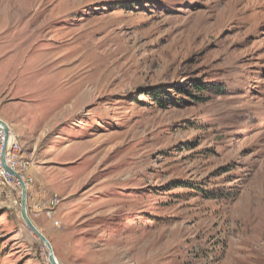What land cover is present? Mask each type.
Segmentation results:
<instances>
[{
  "label": "rangeland",
  "instance_id": "rangeland-1",
  "mask_svg": "<svg viewBox=\"0 0 264 264\" xmlns=\"http://www.w3.org/2000/svg\"><path fill=\"white\" fill-rule=\"evenodd\" d=\"M0 119L60 264H264V0H0Z\"/></svg>",
  "mask_w": 264,
  "mask_h": 264
},
{
  "label": "water",
  "instance_id": "water-1",
  "mask_svg": "<svg viewBox=\"0 0 264 264\" xmlns=\"http://www.w3.org/2000/svg\"><path fill=\"white\" fill-rule=\"evenodd\" d=\"M0 124L3 125L5 132H6V138H5V143H4V152H3V156H2V163L3 166L5 168V170L7 172H9L10 174H12L13 176H15L22 187V201H21V213L22 216L25 220V222L27 223V225L32 229V231L45 243V245L48 247L49 249V259L51 261L52 264H60L59 261L56 258L53 246L51 241L47 238V236L34 224L33 220L31 219V217L29 216L28 213V207H27V202H28V193H27V184L25 182V180L23 179V177L21 176V174L16 171L15 169H13L7 162V158H6V152H7V147L9 144V139H10V135H11V128L10 126L2 119H0Z\"/></svg>",
  "mask_w": 264,
  "mask_h": 264
},
{
  "label": "built area",
  "instance_id": "built-area-1",
  "mask_svg": "<svg viewBox=\"0 0 264 264\" xmlns=\"http://www.w3.org/2000/svg\"><path fill=\"white\" fill-rule=\"evenodd\" d=\"M5 138H6V132L5 129L3 128L2 124H0V164H2V168L5 170L3 163H2V156H3V152H4V143H5ZM11 138L9 139V144L7 147V152H6V158H7V162L8 164L11 166V160H10V155H12V160H17L16 158V153H15V142L11 143ZM13 169H15V167H12ZM7 172V171H6ZM9 174V178H13V175L10 174L9 172H7ZM15 177V176H14ZM23 177V176H22Z\"/></svg>",
  "mask_w": 264,
  "mask_h": 264
},
{
  "label": "bare ground",
  "instance_id": "bare-ground-1",
  "mask_svg": "<svg viewBox=\"0 0 264 264\" xmlns=\"http://www.w3.org/2000/svg\"><path fill=\"white\" fill-rule=\"evenodd\" d=\"M3 126V125H2ZM4 128V127H3ZM10 138H12L11 137V135H10ZM19 146V145H18ZM17 148V147H16ZM14 164V163H13ZM0 167H2V164H0ZM11 167H13L12 165H11ZM6 171V170H5ZM17 171V170H16Z\"/></svg>",
  "mask_w": 264,
  "mask_h": 264
}]
</instances>
